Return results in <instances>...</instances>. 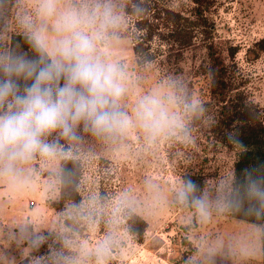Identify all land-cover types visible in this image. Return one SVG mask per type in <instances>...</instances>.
Returning a JSON list of instances; mask_svg holds the SVG:
<instances>
[{"label": "rangeland", "instance_id": "rangeland-1", "mask_svg": "<svg viewBox=\"0 0 264 264\" xmlns=\"http://www.w3.org/2000/svg\"><path fill=\"white\" fill-rule=\"evenodd\" d=\"M162 1L186 14L193 6L191 0ZM112 2L121 22L102 51L126 68L129 92L123 103L129 112L137 95L170 82L202 100L204 111L189 117L186 140L162 138L146 146L136 130L116 141L82 131L78 143L60 140L63 155H36L21 165L22 176H0V264H95L83 258L84 252L93 251L109 235L110 250L102 264H263L262 253L244 256L222 249L209 253L217 239L244 236L252 224L232 218L229 211H213L202 221L193 208L174 197L188 172H203L202 194L209 201L225 177H234L237 150L210 138L218 105L210 92L202 36L197 38L198 47L179 61L164 60L162 54L141 65L122 16L121 0ZM207 14L215 26L212 41L231 70L235 90L264 113V53L255 57L251 52L264 37V0H211ZM13 34L1 40L4 47ZM65 158L81 164L78 199L61 196L60 170ZM125 193L135 199V211L118 210ZM132 213L147 221L142 240L129 229ZM32 233H43L46 239L32 246L28 242Z\"/></svg>", "mask_w": 264, "mask_h": 264}, {"label": "clouds", "instance_id": "clouds-1", "mask_svg": "<svg viewBox=\"0 0 264 264\" xmlns=\"http://www.w3.org/2000/svg\"><path fill=\"white\" fill-rule=\"evenodd\" d=\"M120 22L112 0H0V40L18 33L35 54L0 47V176H22L21 165L36 155H63L60 140L78 143L82 131L116 141L136 130L146 146L162 138L188 139V119L204 111V102L182 92V85L151 87L136 96L130 112L123 103L129 92L126 68L102 51ZM227 140L243 149L236 135L229 133ZM174 197L190 204L202 221L213 211L262 221L244 236L217 239L210 254L217 249L244 256L264 252V162L240 177H225L213 201L190 177L182 179ZM117 208L135 211L136 201L125 193ZM45 239L32 233L28 242L38 246ZM110 244L111 235L83 258L102 264Z\"/></svg>", "mask_w": 264, "mask_h": 264}, {"label": "trees", "instance_id": "trees-1", "mask_svg": "<svg viewBox=\"0 0 264 264\" xmlns=\"http://www.w3.org/2000/svg\"><path fill=\"white\" fill-rule=\"evenodd\" d=\"M190 14L168 6L162 0H121L122 16L128 24V35L139 64L156 60L164 54V60L179 61L185 53L198 47V36H202L208 58V72L212 99L218 105L216 120L210 128V138L216 144L237 150L234 163V176L240 177L243 170L264 162V113L262 108L235 90L231 70L222 55L217 51L213 40L215 26L207 11L211 0H191ZM0 47H4L0 40ZM10 49L34 57V53L23 37L15 33L11 36ZM255 57L264 53V37L251 47ZM163 59H161L162 61ZM21 84L24 81H19ZM232 133L243 145L241 151L229 140ZM82 169L75 158H65L60 170L61 196L65 199H78V183ZM199 187L204 188L205 176L200 170L188 172ZM189 208L190 204L186 203ZM232 218L248 224L260 223L259 219L241 212L229 211ZM129 229L139 240L144 239L147 221L137 213L129 217ZM262 262L264 264V252Z\"/></svg>", "mask_w": 264, "mask_h": 264}, {"label": "built area", "instance_id": "built-area-1", "mask_svg": "<svg viewBox=\"0 0 264 264\" xmlns=\"http://www.w3.org/2000/svg\"><path fill=\"white\" fill-rule=\"evenodd\" d=\"M31 203L34 204V201H32Z\"/></svg>", "mask_w": 264, "mask_h": 264}]
</instances>
